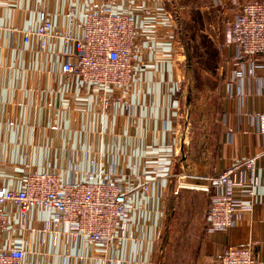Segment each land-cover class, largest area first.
I'll return each mask as SVG.
<instances>
[{
	"label": "crops",
	"instance_id": "obj_1",
	"mask_svg": "<svg viewBox=\"0 0 264 264\" xmlns=\"http://www.w3.org/2000/svg\"><path fill=\"white\" fill-rule=\"evenodd\" d=\"M172 2L0 0V187L19 189L27 170H52L64 179L78 180L110 171L144 178L157 162L170 164L158 174L151 191L133 194L130 231L111 254L89 242L62 239L55 246L50 235L43 241L40 230L49 214L37 212L24 226L15 206L13 227L0 235V249L24 244L26 264H160L163 233L170 229L172 211L181 206L187 223L200 229L193 264H217L228 245L252 246L256 264H264V136L253 125L254 118L264 114V55L254 63L234 57L226 27L234 0L203 3L223 24L215 25L223 57L215 92L219 115L204 119L210 125L209 139L190 149L189 167L210 178L241 158L259 156V185L252 197L245 198L252 210L231 233H209L208 189L180 185L185 54ZM108 5L135 14L141 50L131 87L117 90L105 109L100 95L79 78L62 74V39L42 49L37 37L24 42V31L38 28L44 10L57 30L80 35L86 14ZM195 198L204 200L202 215L193 209L198 207Z\"/></svg>",
	"mask_w": 264,
	"mask_h": 264
},
{
	"label": "built area",
	"instance_id": "obj_2",
	"mask_svg": "<svg viewBox=\"0 0 264 264\" xmlns=\"http://www.w3.org/2000/svg\"><path fill=\"white\" fill-rule=\"evenodd\" d=\"M233 3L235 10L226 21L228 42L235 47L237 61L246 58L254 63L259 55H264V0ZM39 19L38 28L24 31V42L37 37L40 47L45 49L50 42L62 39V74L79 78L84 86L100 95L105 109L117 90L131 87L141 50L132 11L108 5L88 13L80 35L57 30L47 11L42 10ZM242 74L236 72L237 76ZM253 125L264 136V114L254 118ZM258 159V155L241 158L208 178V186L203 187L210 194L207 232L229 234L244 213L252 210V203L245 198L252 197L259 185ZM168 167L170 164L157 162L144 178H126L110 171L101 176L90 174L84 180L64 179L52 170H27L19 189L0 187V235L11 232L14 224L11 207L15 206L24 226L37 212L49 214L40 230L43 241L50 235L55 246L62 239L89 242L111 254L117 242L130 231L133 194L151 191L158 174ZM25 260L26 248L22 243L0 249V264H26ZM217 264H256V256L252 246L228 245Z\"/></svg>",
	"mask_w": 264,
	"mask_h": 264
},
{
	"label": "rangeland",
	"instance_id": "obj_3",
	"mask_svg": "<svg viewBox=\"0 0 264 264\" xmlns=\"http://www.w3.org/2000/svg\"><path fill=\"white\" fill-rule=\"evenodd\" d=\"M208 1L173 0L172 2L183 43L181 50L185 54L183 56L182 67L184 93V99L182 101V115L184 117L183 129L187 122L186 115L188 111L190 116L192 148L199 145L200 140L204 138L208 130V134L210 132V125L206 126L203 124V119L212 118L215 120L219 115V98L216 97L215 92L218 87L216 78L218 77L223 57H221L222 47L219 41H217L219 37L217 39L215 35V25L220 21L217 19V15L213 9H206V6L203 5V3L209 4ZM221 23L220 26H223ZM188 96L191 97L189 105L186 103ZM195 201L198 207L193 209H196L195 213L197 215H202L203 210L205 208L207 210L209 203L203 208V199L201 201L195 198ZM172 214L170 229L163 233L162 238L163 240L168 236L170 251L168 246L166 253L162 249L160 264H193V255L196 254L199 247V237L196 234L199 233L200 229L191 223H187L184 210L181 206L172 211ZM194 237H197V240ZM174 238H176V245L173 244Z\"/></svg>",
	"mask_w": 264,
	"mask_h": 264
},
{
	"label": "water",
	"instance_id": "obj_4",
	"mask_svg": "<svg viewBox=\"0 0 264 264\" xmlns=\"http://www.w3.org/2000/svg\"><path fill=\"white\" fill-rule=\"evenodd\" d=\"M188 55V53H186ZM190 59V57L188 56ZM190 63V61H188ZM191 97L188 96L187 105L190 104ZM189 112L187 111L186 115V125L185 128L182 130L179 138L178 143L180 145V159L183 168V175L180 178V185L183 187H196V188H203L208 186V178H206V174L203 171H192L189 167L188 158H189V151L192 148V135H191V127L189 121ZM203 124L206 126L208 123L204 121ZM209 131V130H208ZM204 135V138L200 140L199 145H205L207 140L209 139V134ZM197 145V146H199ZM169 230V228H168ZM164 244L162 245L163 251L166 253L167 243L169 242L168 236L165 237Z\"/></svg>",
	"mask_w": 264,
	"mask_h": 264
}]
</instances>
